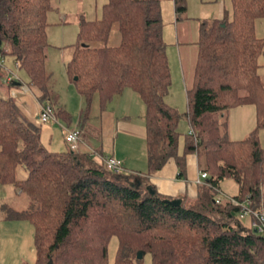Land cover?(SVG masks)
I'll return each mask as SVG.
<instances>
[{"label": "trees", "instance_id": "obj_1", "mask_svg": "<svg viewBox=\"0 0 264 264\" xmlns=\"http://www.w3.org/2000/svg\"><path fill=\"white\" fill-rule=\"evenodd\" d=\"M229 1V16L224 12L199 24L184 112L164 102L170 74L160 0H107L98 19L80 18L64 64L83 103L80 122L88 118L94 96L101 111L125 88L137 94L144 106L145 174L173 159L181 177L185 154H195L206 174L195 204L163 198L142 187L139 175L109 171L76 150H47L13 99L0 96V187L10 185L29 201L23 210L5 204L0 210L5 220L32 225L33 264H109L111 236L117 239L111 264H140L137 252H148L150 264H264V234L243 226L238 207L228 199L215 201L219 182L230 178L238 188L232 198L248 195L249 206L264 213V148L258 134L264 127V84L258 73L260 68L264 73V38L253 31L254 20L264 18V0ZM172 5L176 20L185 0ZM52 7V0H0V41L39 91V103L50 92L45 27ZM113 25L119 43L108 46ZM243 104L254 106L255 125L240 140H230L227 112ZM52 112L68 124L64 109ZM182 117L188 132L177 129ZM17 167L24 178L16 177Z\"/></svg>", "mask_w": 264, "mask_h": 264}, {"label": "crops", "instance_id": "obj_2", "mask_svg": "<svg viewBox=\"0 0 264 264\" xmlns=\"http://www.w3.org/2000/svg\"><path fill=\"white\" fill-rule=\"evenodd\" d=\"M222 10L223 9L221 6V1L217 0L215 12L213 13V17H211L210 19H220L223 15ZM80 18L81 16H79V19ZM46 28L47 25L45 27V36ZM177 38L178 36L176 33L174 39L175 48L178 57L179 70L182 77V62L192 61V55L188 54V50H182V47L187 45V43L178 42ZM57 43L59 44L58 49H61L60 47L68 46V44H64V40L58 41ZM194 46L196 48L195 42ZM47 47H49L48 43ZM6 51V48L0 50V73L2 82L6 86L5 89H0V96H10L13 99L17 109L21 110L28 117L29 122L32 123L38 129L39 142L47 150L55 152L65 151V148L68 144L64 141L65 132L63 130V127L76 128L77 130H79L80 135V143L76 151L86 154L87 157L94 160L95 162H98L100 159H103L105 157H113L117 161L121 169L120 172L139 175L142 179L140 183H138L141 184L142 187L146 189L151 188V190H153L155 193L162 196L163 198L176 200L177 202L182 201L185 204H195L197 202L198 194L204 186V183L203 179H199L198 177L199 169L197 167V159L195 154H185L184 174L181 177H178V170L173 159L167 160L158 170L154 171L153 173L149 175L145 174L147 162L145 150V120L143 118L144 106L142 107L141 104L138 102L139 97L135 92V94H132V90V92H124V90L127 89L125 88L119 94L115 95L109 102H107V104L101 111L98 109L99 114L105 109H108L109 111V114L105 118L103 117V122L101 119L100 123H98L99 125H93L90 120H88L89 118H87L84 122H80L78 115V118L75 124L73 125H71L70 123L65 124L59 122L54 117L55 120L52 121V123L48 122L49 124H46L44 127H42L39 122L35 121L34 116L37 115V113L39 116L41 105L48 104L38 103V105H36V103L28 95H26V93L28 92L27 86L20 82V78L18 77L17 72L13 71L10 68L8 62L7 64H5L3 54ZM64 51L65 49L62 51V55H65V57L67 58L69 56V54H67V48L65 54L63 53ZM11 58L14 68H19L16 62L14 61V58ZM171 60L174 67V62L176 59L173 55ZM46 61L47 55L45 57V67ZM183 90L185 93V87ZM166 96L167 93L165 97ZM165 97L164 102L168 105L165 100ZM48 106L51 108L50 105ZM226 119L227 137L230 140H240L255 125V108L251 104H243L230 108L227 112ZM185 127V132H188L189 129L187 122L185 124ZM261 129H259V132ZM42 136L44 137V139H42ZM105 136L107 138L111 136L112 138V145L107 150L108 155L102 154V151L104 152L103 139ZM118 142L121 143V146L123 145V147H120V149H118L117 147ZM220 183L221 181L219 182L217 188L219 199H228L230 197H234L237 194H227L220 187ZM245 218H248L247 226L250 228V218ZM1 221H3L4 223L10 222L11 224H4L6 227L5 229L8 232H0V236L4 240V242L0 241V264H9L10 258H14L18 264H33L34 259H29V256L26 258V251L22 250L19 245L20 241H22V238H25L28 233L30 234V232H17L16 228L18 224H14L15 221L24 220H5L1 217ZM11 230L14 232H10Z\"/></svg>", "mask_w": 264, "mask_h": 264}, {"label": "rangeland", "instance_id": "obj_3", "mask_svg": "<svg viewBox=\"0 0 264 264\" xmlns=\"http://www.w3.org/2000/svg\"><path fill=\"white\" fill-rule=\"evenodd\" d=\"M107 0H52V9L46 13V36H47V43L49 47L46 49L47 61L45 70L49 75L48 79V86H49V99L44 101L51 106L52 109L55 107H61L64 109L70 119L68 123L71 125L75 124L78 118V111L83 107L81 97L76 92L74 85L68 81L65 73L63 64L69 60L71 56V46L76 42V33L78 29V19L79 16L85 20H94L98 19L101 14V7ZM216 1L217 0H185V11L178 17L176 20L173 14V5L172 0H160V14H161V35L162 40L165 44V54L169 68L170 74V84L167 90V96L165 97L166 102L168 105L172 106L177 112L181 113L184 112L186 109V100L184 94V87L188 86L191 81L192 75V68L194 63V56L196 55V48L194 46V42L197 40V33L198 27L202 20H208L213 17V13L215 12L216 8ZM222 11L223 13H227L228 16L230 15V1L229 0H220ZM167 5V6H166ZM80 20V19H79ZM254 35L257 38H264V18H257L254 20L253 25ZM177 33L178 42H186L188 45L182 47V50H188V54L192 55V61H184L182 62V77L179 70L178 65V57L175 48V34ZM64 40V44H68L66 47H60L58 49L59 44L58 41ZM119 43V34L116 29V25H113L109 37L105 42L108 46H115ZM94 45H102V43H95ZM0 50L1 49H8L7 46L3 41H0ZM66 48L69 56L66 58L65 55H62V51L65 54ZM70 48V49H69ZM1 53V52H0ZM172 53V54H171ZM172 55L176 59L174 62V67L172 64ZM12 56L6 53L3 54V58L5 59V64L10 65V68L13 71L17 72L18 77L20 78V82L27 86L28 95L35 103L38 105V95L39 91L35 89L33 86L29 85L28 78L25 72L20 68H14L13 62L11 61ZM263 58L259 57L258 62L259 64L262 63ZM13 66V67H12ZM263 70L260 68L258 73L260 74L261 80L264 84V73ZM5 89L6 86L3 84L1 79L0 73V89ZM132 92L130 89H125L124 92ZM132 94H135L134 92ZM138 102L143 107L141 100L138 99ZM43 103V102H42ZM51 109V110H52ZM53 113V112H52ZM19 116L25 121L29 122L28 117L18 109ZM109 114L108 109L103 110L100 114L97 107L96 97L94 96L91 101L90 112L88 116V120L93 125H99L101 119L102 122L104 118ZM102 116V117H99ZM38 113L34 116L35 121L39 122L42 127L48 122L52 123L54 119H49L48 121L42 123L38 121ZM104 117V118H103ZM57 121L63 122L61 119L56 118ZM186 120L184 117L180 119L178 122V131L180 133H184L186 131ZM104 126V124H103ZM136 131V128H135ZM135 136V135H134ZM132 137V136H131ZM136 137V136H135ZM42 139L44 137L42 136ZM41 139V140H42ZM179 144H178V152L181 151L182 147V139L181 134L179 136ZM104 144V152L102 151L103 155H108V148L112 145V138L104 137L103 139ZM259 144L261 147L264 148V127L259 132ZM108 146V147H107ZM118 149L121 146V143H117ZM68 149V145L65 150ZM16 177L18 179H22L25 177V171L22 167H17L16 169ZM220 187L225 191L227 194L237 193V185L236 183L230 179L226 178L223 179L220 183ZM261 192L264 196V181L261 186ZM28 198L23 194L20 193L18 189L13 188L10 185H2L0 187V205L5 204L9 206L11 209L15 211L26 209L28 206ZM3 213L0 210V232H8L5 228L4 224H11L10 222H3L1 221ZM247 219L242 218L239 219L240 223L243 226H247ZM14 224H18L16 231L17 232H30L26 235L25 238H22L20 241V247L22 250L26 251L25 257L29 256L30 258L34 259V248L32 245V235H33V227L28 221H15ZM13 226V225H11ZM21 226V229H20ZM14 229V228H12ZM14 232V231H10ZM0 241L4 242L3 238L0 236ZM117 247V239L115 236H111L107 243V262L111 264L114 260L115 251ZM9 264H18L14 258L9 259ZM21 264V263H20ZM140 264H150V255L148 252H144L140 258Z\"/></svg>", "mask_w": 264, "mask_h": 264}, {"label": "built area", "instance_id": "obj_4", "mask_svg": "<svg viewBox=\"0 0 264 264\" xmlns=\"http://www.w3.org/2000/svg\"><path fill=\"white\" fill-rule=\"evenodd\" d=\"M38 119L42 123L48 121L49 119H54L52 110L48 105L44 104L40 106ZM63 130L65 132L64 141L68 144L69 148L72 150L78 149L80 143L79 130H77L76 128L68 127H63ZM100 161L103 163L104 167L109 171H121L117 161L113 157H105L103 159H100ZM198 177L199 179H204L206 177V174L204 172L199 171ZM218 199L219 197L215 201H218ZM228 200L231 202L232 205L238 207L239 218L249 217L251 228L259 234H264V213L261 211L254 210L249 206L248 195H246L243 200H238L232 197L228 198Z\"/></svg>", "mask_w": 264, "mask_h": 264}, {"label": "water", "instance_id": "obj_5", "mask_svg": "<svg viewBox=\"0 0 264 264\" xmlns=\"http://www.w3.org/2000/svg\"><path fill=\"white\" fill-rule=\"evenodd\" d=\"M141 255H142L141 252H137L136 257L137 258H141ZM48 264H51V261L50 260L48 261Z\"/></svg>", "mask_w": 264, "mask_h": 264}, {"label": "bare ground", "instance_id": "obj_6", "mask_svg": "<svg viewBox=\"0 0 264 264\" xmlns=\"http://www.w3.org/2000/svg\"><path fill=\"white\" fill-rule=\"evenodd\" d=\"M200 172H202V171H200ZM205 173V172H204ZM204 180V179H203ZM217 193H218V190H217Z\"/></svg>", "mask_w": 264, "mask_h": 264}]
</instances>
